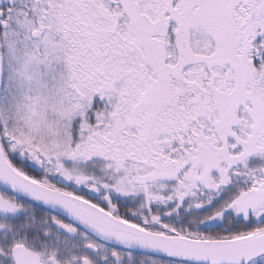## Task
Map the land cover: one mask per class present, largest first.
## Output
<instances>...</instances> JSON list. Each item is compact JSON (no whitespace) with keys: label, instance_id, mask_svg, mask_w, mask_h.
Wrapping results in <instances>:
<instances>
[{"label":"snow or ice","instance_id":"1","mask_svg":"<svg viewBox=\"0 0 264 264\" xmlns=\"http://www.w3.org/2000/svg\"><path fill=\"white\" fill-rule=\"evenodd\" d=\"M0 264H264V0H0Z\"/></svg>","mask_w":264,"mask_h":264}]
</instances>
